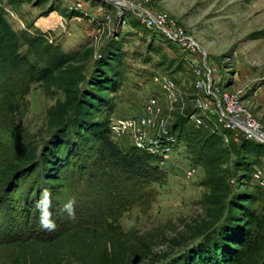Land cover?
I'll return each mask as SVG.
<instances>
[{
  "label": "trees",
  "instance_id": "obj_1",
  "mask_svg": "<svg viewBox=\"0 0 264 264\" xmlns=\"http://www.w3.org/2000/svg\"><path fill=\"white\" fill-rule=\"evenodd\" d=\"M16 1L20 0H8ZM124 52L123 42L112 38L96 58L92 47L64 53L43 33L15 31L0 0V78L7 70L16 78V83L9 81L12 86H0V95L10 88L0 108L13 112L16 96L21 94L22 101L33 82L63 93L49 111L40 148L35 141L17 144L3 155L0 189L4 186L6 204L14 208L18 202L17 208L26 215L37 213L50 222L34 233H1L0 258L5 259L0 264H63L69 259L80 264H137L150 258V240L129 238L119 223L131 207H147L156 195L152 185L165 180L157 155L122 146L110 129L112 94L123 83ZM196 111L191 107L179 112L171 132L179 136L188 119L205 131L203 143L214 151L206 153L207 165L234 153L236 186L230 188L210 171L211 192L205 197V218L194 233L196 241L169 264H264V214L255 207L262 189L258 184L250 189L249 181L253 166L264 155V142L235 141L232 132L224 130L229 136L225 142L213 127L215 115L196 125L189 116ZM218 142L224 147L218 149ZM30 177L26 185L24 179ZM16 190L21 191L18 200Z\"/></svg>",
  "mask_w": 264,
  "mask_h": 264
},
{
  "label": "rangeland",
  "instance_id": "obj_2",
  "mask_svg": "<svg viewBox=\"0 0 264 264\" xmlns=\"http://www.w3.org/2000/svg\"><path fill=\"white\" fill-rule=\"evenodd\" d=\"M3 2L5 17L15 31L22 35L43 33L48 43L67 54L88 47L93 48L94 54L100 53L109 39L121 40L125 51L123 83L112 94L114 108L110 117L116 121L142 116L146 107L153 106L150 115L153 123L146 127L147 137L156 136L165 127L171 131L169 127L178 113L193 107L192 64L213 67L225 87L239 91L250 110L264 123V0H147L149 7L167 13L193 36L198 49L190 55L168 43L161 33L144 27L130 11L122 8L119 11L105 0ZM161 71L168 72L179 88L173 101L154 81L153 75ZM9 72H2L0 79L5 82L0 81V86L6 83L12 86L9 81L16 83ZM9 93L8 87L5 95H0V105ZM16 97L14 105L18 106L13 112L0 108V164L4 162L3 155L13 151L17 144L35 141L40 148L47 133L49 111L57 100L63 99V93L33 82L22 101L21 94ZM152 98L155 102L150 104ZM210 118L208 115L204 120ZM204 132L191 120L186 121L179 136L176 134L172 143L167 141V157L159 158L165 180L152 185L155 199L144 209L131 207L119 219L129 238H147L151 242L150 258L137 264H169L182 249L196 241L194 233L205 218V197L211 192L207 184L210 171L216 174V179L227 181L230 188L236 186V155L232 153L225 161L207 165L206 153L211 155L214 151L211 145L203 143ZM112 135L122 146L133 145L131 129ZM217 145L218 149L224 147L220 142ZM257 164L264 165V155ZM252 173L253 170L250 189L258 184ZM31 179H24L25 184L29 185ZM258 187L262 195L255 207L264 214V188ZM3 188L0 234L34 233L50 222V218L37 213L26 215L24 209L17 208L18 202L14 207L17 209L6 204ZM15 192L18 200L21 191ZM4 259L1 257L0 262ZM63 264L80 262L69 259Z\"/></svg>",
  "mask_w": 264,
  "mask_h": 264
},
{
  "label": "built area",
  "instance_id": "obj_3",
  "mask_svg": "<svg viewBox=\"0 0 264 264\" xmlns=\"http://www.w3.org/2000/svg\"><path fill=\"white\" fill-rule=\"evenodd\" d=\"M105 1L110 2L119 11L121 8L130 11L133 18L139 23L154 32L161 33V36L179 43L183 50L195 53L198 49V43L181 23L167 13L149 7L147 0ZM192 65L195 90L193 107L197 111L189 115L190 118L197 125H200L204 122L205 116L215 115L213 127L217 133L222 135L225 142L228 141L229 136L224 130L231 131L235 141L240 138L259 140V137H264V123L250 110L240 92L231 91L222 86V79L216 75L213 67L198 66L200 64ZM153 78L170 101L177 98L179 88L167 72H158L153 75ZM154 102L155 99L152 98L149 103L153 104ZM152 107L150 105L146 107V112L142 116L121 118L116 121L111 118L110 129L112 134L120 133L127 128L131 129L134 132L133 145L136 148L143 149L163 159L167 157L165 151L169 150L166 148L167 141L170 140L169 142L172 143L175 135L167 129L168 127H165L163 132L154 137L146 136V127L153 123L150 119ZM252 175L258 185L264 188V165H254Z\"/></svg>",
  "mask_w": 264,
  "mask_h": 264
},
{
  "label": "water",
  "instance_id": "obj_4",
  "mask_svg": "<svg viewBox=\"0 0 264 264\" xmlns=\"http://www.w3.org/2000/svg\"><path fill=\"white\" fill-rule=\"evenodd\" d=\"M96 55L98 56L99 55V52L96 51V53L93 55V58H95ZM259 140H261V141L264 142V137H259Z\"/></svg>",
  "mask_w": 264,
  "mask_h": 264
}]
</instances>
